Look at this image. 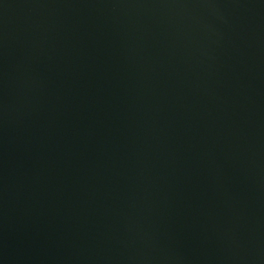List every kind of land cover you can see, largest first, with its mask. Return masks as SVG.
I'll return each instance as SVG.
<instances>
[{"label":"water","instance_id":"water-1","mask_svg":"<svg viewBox=\"0 0 264 264\" xmlns=\"http://www.w3.org/2000/svg\"><path fill=\"white\" fill-rule=\"evenodd\" d=\"M0 264H264V0H0Z\"/></svg>","mask_w":264,"mask_h":264}]
</instances>
